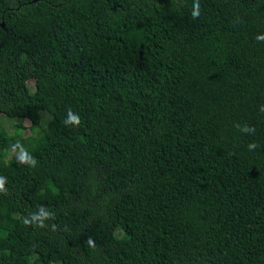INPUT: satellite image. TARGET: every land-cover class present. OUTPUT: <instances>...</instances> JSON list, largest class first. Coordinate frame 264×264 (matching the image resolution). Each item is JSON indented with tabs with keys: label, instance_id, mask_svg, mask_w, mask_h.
Wrapping results in <instances>:
<instances>
[{
	"label": "trees",
	"instance_id": "16d2710c",
	"mask_svg": "<svg viewBox=\"0 0 264 264\" xmlns=\"http://www.w3.org/2000/svg\"><path fill=\"white\" fill-rule=\"evenodd\" d=\"M195 3L0 0V264H264V0Z\"/></svg>",
	"mask_w": 264,
	"mask_h": 264
},
{
	"label": "clouds",
	"instance_id": "9594fccd",
	"mask_svg": "<svg viewBox=\"0 0 264 264\" xmlns=\"http://www.w3.org/2000/svg\"><path fill=\"white\" fill-rule=\"evenodd\" d=\"M199 14H200L199 13V3L197 0V3H195L194 7H193V12H192L193 19L197 18L199 16ZM260 111L264 112V106H261ZM63 123L67 126L79 127V125L81 124V120L77 114H74L73 112L69 111L67 114V118L63 121ZM242 131L249 132V131H253V130L249 129L247 127H244V128H242ZM255 147H256L255 144L249 145L250 150L254 149ZM0 189H3V183H0ZM50 216H51V213H49L45 209L41 208L38 215L33 213L29 218L24 220V223L26 225H30V224L38 222L39 226H44L43 221L47 218H50ZM89 243H91V241H89Z\"/></svg>",
	"mask_w": 264,
	"mask_h": 264
},
{
	"label": "rangeland",
	"instance_id": "374dc122",
	"mask_svg": "<svg viewBox=\"0 0 264 264\" xmlns=\"http://www.w3.org/2000/svg\"><path fill=\"white\" fill-rule=\"evenodd\" d=\"M31 85L33 83H30ZM44 117L45 118H48V115L45 113L44 114ZM14 124H16V121L15 120H10V119H7L3 114H0V126L2 125L8 132L10 133H14L15 132V127H14ZM27 126L30 125V122L29 121H26L25 123ZM1 126V127H2ZM32 135V132L27 130L25 133H24V139L21 141V143L18 145V148H25L28 146V142H29V137ZM52 249H55L54 246H52Z\"/></svg>",
	"mask_w": 264,
	"mask_h": 264
}]
</instances>
